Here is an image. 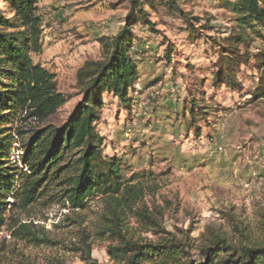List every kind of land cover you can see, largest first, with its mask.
<instances>
[{
    "label": "rangeland",
    "instance_id": "1",
    "mask_svg": "<svg viewBox=\"0 0 264 264\" xmlns=\"http://www.w3.org/2000/svg\"><path fill=\"white\" fill-rule=\"evenodd\" d=\"M82 1L88 2L81 8L88 20L70 30L72 35L86 37L80 40L82 45L74 41L42 45L40 53L31 54L34 63L56 73L59 90L67 97L49 119L56 125L80 98L76 69L86 59L101 57L98 38L114 35L127 14L128 0ZM175 1L200 17L202 25L210 18L213 28L200 29L195 24L200 35L194 37L177 14L163 7L151 10L157 32L141 24L133 28L130 51L138 72L128 89L129 107L125 109L112 92L103 93L96 126L104 139L103 153L119 160L125 177L140 173L138 180L155 187L145 202L163 207L164 229L187 241L195 257L199 243L212 231L234 237V224L255 226L264 221V99L250 97L258 75L253 63L236 69L240 88L212 83L218 50L214 38L221 40L232 25L219 0ZM0 6L6 9L2 0ZM37 7L39 15H44L38 2ZM41 21V26L47 25L46 19ZM83 31L85 35L80 34ZM43 39L41 34L42 44ZM165 40L174 45L169 60L163 54ZM261 47L257 39L250 49ZM189 93H194L198 105L207 107L206 115H195L193 126L189 125ZM15 141L8 155L18 163L21 152ZM7 199L12 204V198ZM104 213L105 204L98 195L76 209L48 196L27 207L13 203L0 227V264H85L86 242L97 264H119L108 252L115 240L98 232ZM22 224L26 227L21 228ZM128 226L135 236L155 239L135 218L129 219Z\"/></svg>",
    "mask_w": 264,
    "mask_h": 264
},
{
    "label": "trees",
    "instance_id": "2",
    "mask_svg": "<svg viewBox=\"0 0 264 264\" xmlns=\"http://www.w3.org/2000/svg\"><path fill=\"white\" fill-rule=\"evenodd\" d=\"M2 1L6 9L0 6V227L6 223L13 203L27 207L48 196L76 209L84 208L98 195L105 204L98 232L115 240L108 252L119 264H264V221L255 226L234 224V237L224 231H212L199 243L194 257L187 241L164 229L163 207L145 202L146 195H154L155 187L138 180L140 173L124 176L119 160L103 153L104 139L96 126L103 93L112 92L125 109L129 107L128 89L133 87L138 72L134 52L130 51L135 37L133 28L141 24L157 32L151 10L163 7L177 14L194 37L200 35L195 24L200 29H211V19L202 25L200 17L182 9L175 0H128L120 29L114 35L98 38L101 57L86 59L76 69L75 85L80 98L66 119L56 125L49 119L67 97L59 90L56 73L31 58V54L42 50L38 0ZM218 6L231 15L232 25L221 40L214 38L218 50L212 83L240 88L236 69L253 63L258 75L250 97L262 100L264 0H219ZM257 39L262 47L251 50ZM240 46L245 51H240ZM163 47L169 60L174 45L165 40ZM189 99V125L193 126L195 115H206L207 107L197 104L194 93H189ZM13 140L21 152V167L8 155ZM130 218H135L155 239L131 234ZM81 233L87 237L85 231ZM86 247L85 264H97L90 258L88 242Z\"/></svg>",
    "mask_w": 264,
    "mask_h": 264
},
{
    "label": "crops",
    "instance_id": "3",
    "mask_svg": "<svg viewBox=\"0 0 264 264\" xmlns=\"http://www.w3.org/2000/svg\"><path fill=\"white\" fill-rule=\"evenodd\" d=\"M82 2V0H38L41 13L46 14L42 15L41 19L43 21L46 19L47 22L46 26H42V37L44 38L42 45H69L71 41H74L75 45H82L80 40L86 37L72 35L70 31L80 26L82 20L84 22L88 20L87 17L81 15V8L85 7L88 2ZM80 34L85 35L86 31Z\"/></svg>",
    "mask_w": 264,
    "mask_h": 264
}]
</instances>
